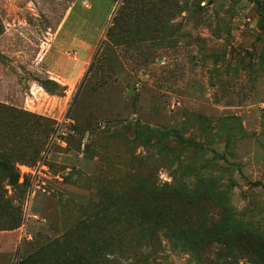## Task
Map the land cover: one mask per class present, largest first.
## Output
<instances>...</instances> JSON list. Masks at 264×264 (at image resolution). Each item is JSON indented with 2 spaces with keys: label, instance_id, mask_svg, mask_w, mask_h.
<instances>
[{
  "label": "rangeland",
  "instance_id": "374dc122",
  "mask_svg": "<svg viewBox=\"0 0 264 264\" xmlns=\"http://www.w3.org/2000/svg\"><path fill=\"white\" fill-rule=\"evenodd\" d=\"M0 142L39 153L1 196L0 264H264V0H0ZM140 179L192 190L201 258L117 220L153 212Z\"/></svg>",
  "mask_w": 264,
  "mask_h": 264
},
{
  "label": "trees",
  "instance_id": "16d2710c",
  "mask_svg": "<svg viewBox=\"0 0 264 264\" xmlns=\"http://www.w3.org/2000/svg\"><path fill=\"white\" fill-rule=\"evenodd\" d=\"M35 119V118H33ZM37 124L46 123L44 119H35ZM163 137H170L175 135L178 138L177 133L173 131H163ZM44 140L41 137L40 140ZM1 145V142H0ZM42 146H44L41 143ZM38 151H33L30 155H23L15 151H11L7 158L0 157V199L2 194L6 193L5 187L10 188H25L27 187V181L24 179L23 183L19 184L20 174L17 166L25 164L27 161H35L38 157ZM132 192L139 194V197L153 205V212L149 215H142L141 212L135 209L134 203H128L127 205H119L116 209L117 220H130L136 224L137 238L143 246L150 248L151 256L155 259L160 253L161 246L158 243L160 234L165 237L179 241L182 243L183 249L192 255V251L196 252V255L201 258L202 250L194 242L192 249V227L189 225L192 223V190L186 191V194L180 196L176 193L165 195L162 191L154 192L152 186L145 180H141L134 183L132 186ZM151 197L153 202L148 200ZM170 203H172L171 206ZM177 205H180L178 207ZM167 206V208H165ZM20 207L17 208V214L11 217L9 224L4 227L5 229L0 231H13L18 229L22 224V218L20 215ZM19 210V211H18ZM167 213L166 218H162L160 215ZM84 231L90 233L91 227L85 226ZM207 248L205 247V250ZM152 263H155L152 262ZM130 264H151L147 260L139 261L137 257H133Z\"/></svg>",
  "mask_w": 264,
  "mask_h": 264
},
{
  "label": "crops",
  "instance_id": "0c3cea01",
  "mask_svg": "<svg viewBox=\"0 0 264 264\" xmlns=\"http://www.w3.org/2000/svg\"><path fill=\"white\" fill-rule=\"evenodd\" d=\"M70 14V13H69Z\"/></svg>",
  "mask_w": 264,
  "mask_h": 264
}]
</instances>
